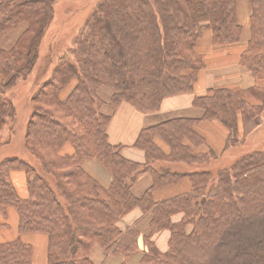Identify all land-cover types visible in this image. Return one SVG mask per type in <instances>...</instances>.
I'll use <instances>...</instances> for the list:
<instances>
[{
	"label": "trees",
	"instance_id": "1",
	"mask_svg": "<svg viewBox=\"0 0 264 264\" xmlns=\"http://www.w3.org/2000/svg\"><path fill=\"white\" fill-rule=\"evenodd\" d=\"M235 0H101L74 47L54 67L32 97L25 145L39 161H0V233L8 214L17 217V234L0 240V264H33L34 247L25 236H42L45 264H94L91 250L101 248L104 264H264V152L242 156L230 168L184 171L161 163L205 165L216 157L198 127L216 123L226 131L224 151L243 141L246 129L264 111V0H250V40L240 64L255 78L249 89L217 88L195 96L199 119L176 118L141 130L133 147L144 163L126 159L124 147L109 142L112 120L98 95L110 90L112 113L122 103L142 114L156 113L171 97L194 94L205 68L196 46L203 32L212 46L240 41ZM55 0H0V42L12 29H26L8 51L0 49V68L11 88L39 58L41 40L53 19ZM8 80V79H7ZM14 108L0 94V132ZM95 161L109 176L102 184L86 170ZM25 176L21 197L11 174ZM149 174L152 185L132 194L136 179ZM186 182L188 189L165 196ZM162 196V198L160 197ZM139 209L150 218V234L117 223ZM180 217L176 221L177 217ZM169 231L168 250L152 237Z\"/></svg>",
	"mask_w": 264,
	"mask_h": 264
},
{
	"label": "crops",
	"instance_id": "2",
	"mask_svg": "<svg viewBox=\"0 0 264 264\" xmlns=\"http://www.w3.org/2000/svg\"><path fill=\"white\" fill-rule=\"evenodd\" d=\"M235 18L241 26L242 33L239 43L227 46H212L211 34L208 30L203 32L199 39L196 51L203 56L205 68L200 72L195 84L194 94H185L182 96L167 98L162 102L161 108L156 113L142 114L137 112L130 104L123 102L113 114L112 120L108 127L109 142L114 145L124 147L122 155L131 161L144 163V152L139 149H132L133 144L141 130L157 125L159 123L176 119V118H193L199 119L203 116V111L193 104L195 96H201L208 93L211 89L217 88H240L249 89L256 83L252 73L240 64V57L250 40V17L251 5L250 0H235ZM4 47L5 49H10ZM100 92V93H99ZM98 95L105 101H109L110 92L102 88ZM107 112V109H105ZM168 117L167 120H165ZM261 120V119H260ZM257 122V121H256ZM254 124L250 123L246 133L254 130ZM210 142L212 148L219 152L223 147L226 139V131L216 123H201L198 127ZM86 170L95 176L102 184L109 183V176L95 162L90 161L86 164ZM142 174L137 179L132 188V194L140 197L152 185L151 176ZM11 180L15 184L21 197L27 195L25 176L20 172L11 174ZM188 189L186 182L170 188L164 193L165 196H173L182 193ZM162 198V196H160ZM148 218V220H147ZM180 217L176 218L178 221ZM8 223L10 226L0 233L1 241H11L17 234V217L14 211L10 210L8 214ZM117 226L120 230L126 231L135 226L140 234V250L145 249L144 237L150 234V218L144 217L139 209H135L123 217ZM170 233L163 231L152 237L156 247L161 252H166L169 248ZM25 242H29L34 247L33 264H45V241L42 236H25ZM91 260L94 264H104L106 254L99 248L91 250Z\"/></svg>",
	"mask_w": 264,
	"mask_h": 264
},
{
	"label": "rangeland",
	"instance_id": "3",
	"mask_svg": "<svg viewBox=\"0 0 264 264\" xmlns=\"http://www.w3.org/2000/svg\"><path fill=\"white\" fill-rule=\"evenodd\" d=\"M100 1L55 0L53 19L41 40L38 61L29 75L17 78L12 87L8 88L6 84L11 75L7 77L0 68V94L4 95L14 108V115L6 120L5 126L0 132V161L17 157L28 161L39 173H42L39 161L27 150L25 145L27 122L34 108L32 97L39 87L49 79L54 67L74 47L77 35L81 32L93 9ZM25 29L26 23H22L7 32L0 42V49L8 51L9 48L5 49L4 47H9L10 44L11 49ZM102 88L110 92L106 87H101L99 90ZM110 97L111 94L109 101ZM108 102L101 108V111L113 117L118 108L112 113ZM105 109H107V112ZM167 119L168 117L165 120ZM256 121L255 125L257 127H254V130L250 131L243 141H239L235 146H231L225 151L223 149L224 145L219 152L213 149L216 157H210L205 165L193 164L192 166H186L170 163H161V165L181 171L193 168L199 169L204 166L213 173L228 169L244 155L253 152H264V111Z\"/></svg>",
	"mask_w": 264,
	"mask_h": 264
}]
</instances>
